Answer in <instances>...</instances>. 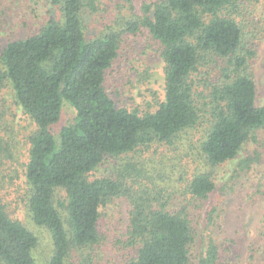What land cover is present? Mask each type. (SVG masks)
<instances>
[{
	"label": "trees",
	"instance_id": "1",
	"mask_svg": "<svg viewBox=\"0 0 264 264\" xmlns=\"http://www.w3.org/2000/svg\"><path fill=\"white\" fill-rule=\"evenodd\" d=\"M248 1L258 0H158L145 3L143 15L119 18L89 35L85 14L98 10V0H52L58 12H50L39 30L7 42L0 52V89L12 87L36 127L29 136L27 208L50 232L47 264H97L101 207L116 197L130 207L127 230L116 241L127 252L125 264H193L198 231L190 207L215 192L214 171L192 174L178 200L161 173L156 177L130 154L156 143L173 146L201 128V160L213 169L258 140L264 129L255 74L259 34ZM142 27L161 44L165 62L164 100L144 113L118 107L105 86L122 35ZM65 100L76 115L57 139L52 127ZM6 111L0 105L1 127ZM4 138L0 152L13 158L14 143ZM110 157L121 161L117 174L90 179ZM38 242L0 202V264H41L34 253ZM198 264H225L215 238H208Z\"/></svg>",
	"mask_w": 264,
	"mask_h": 264
},
{
	"label": "rangeland",
	"instance_id": "2",
	"mask_svg": "<svg viewBox=\"0 0 264 264\" xmlns=\"http://www.w3.org/2000/svg\"><path fill=\"white\" fill-rule=\"evenodd\" d=\"M156 1L131 0L132 8L125 0H98V10L85 14L88 34H98L115 25L119 18L143 15V5ZM247 3V15L259 34L255 62L257 105H264V0ZM52 11L58 12L52 0H1L0 52L9 40L39 30ZM160 49L161 44L147 27L126 31L122 35L118 57L107 70L105 81L108 93L118 107L141 113L152 112L164 100L165 62ZM0 105L7 109L4 124L0 126V138L6 137L7 141L11 138L14 143L13 158L0 152V202L12 218L20 220L38 236L34 253L41 264H47L53 251L50 232L34 223L27 208L29 136L36 127L16 103L10 85L0 89ZM75 115L74 107L65 100L61 119L52 127L57 139L61 128L72 123ZM201 130L188 131L173 146L156 143L130 155L150 168L156 177L161 173L160 178L177 192L175 198L178 200L184 199L180 190L192 174L199 170L214 171L215 192L204 202L193 201L190 207L198 231L193 264H198V257L210 236L221 245L225 264H264V129L258 132V140L247 144L235 159L213 169L201 160ZM120 163L110 157L88 176L90 179L115 176ZM64 196L62 191L57 195L59 206ZM129 209V203L123 197H116L101 207L99 224L104 240L99 247L97 264H125L127 252L119 248L116 241L127 230ZM210 210L213 211L212 219Z\"/></svg>",
	"mask_w": 264,
	"mask_h": 264
}]
</instances>
